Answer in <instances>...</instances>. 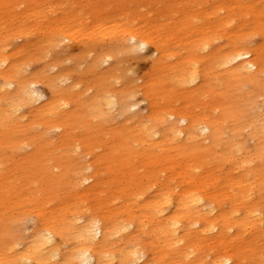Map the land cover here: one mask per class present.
Instances as JSON below:
<instances>
[{"label":"rangeland","instance_id":"obj_1","mask_svg":"<svg viewBox=\"0 0 264 264\" xmlns=\"http://www.w3.org/2000/svg\"><path fill=\"white\" fill-rule=\"evenodd\" d=\"M55 18L53 28L67 18L63 29L72 36L40 34L38 27ZM221 20L206 45L189 43ZM101 22L122 26L98 33L93 26ZM125 27L154 36L155 45L135 47ZM156 44L163 50L156 52ZM236 47L255 52L256 78L220 65ZM0 52L3 76L14 82L0 90V264L30 249L44 226L56 232L47 249L63 253L78 245L79 225L96 220L124 225L101 245L117 255L122 248L144 251L134 264H214L224 252L234 264H264V220L259 232L237 226L226 241L211 233L196 241L192 230L183 232L185 245L194 244L187 261L164 255L162 240L152 236L155 224L142 228L146 218L133 209L143 198L189 185L229 209L222 194L232 189V173L249 178L251 186L237 191L252 192L264 217V0H0ZM182 66L188 73L197 67L199 78L179 81ZM26 88L35 98H14ZM111 99L117 103L108 108ZM118 99L127 101L126 110ZM8 107H17L14 116L2 112ZM185 113L190 122L208 117L220 133L179 143L173 130L185 125L178 118ZM143 124L150 140L126 138L128 127ZM246 210L242 204L240 212ZM189 219L183 216V224Z\"/></svg>","mask_w":264,"mask_h":264},{"label":"bare ground","instance_id":"obj_2","mask_svg":"<svg viewBox=\"0 0 264 264\" xmlns=\"http://www.w3.org/2000/svg\"><path fill=\"white\" fill-rule=\"evenodd\" d=\"M250 8H255L253 5ZM56 18L41 24L38 27L40 34L43 37L48 36L50 33L57 31L64 34V37H70L73 33L64 31L67 18H63L61 22L56 24L53 28V24ZM226 20L219 21L216 25H208L200 28L196 32V37L189 41L192 44H200L205 42L209 38L208 32L215 34V31L220 26L224 25ZM108 22H101L98 25L94 24V28L98 29L99 32L110 30V32L120 31L122 23L116 22L111 23L108 26ZM92 27V28H93ZM146 27V26H145ZM24 26L21 25V30ZM23 31V30H22ZM124 33H127L129 38L135 42L134 46L146 47L147 45H155V37L148 34H142L133 28L125 27L122 29ZM228 33V32H227ZM234 34V32H232ZM161 34V33H160ZM159 34V36H160ZM207 42L204 43L206 45ZM154 47L156 52H160L163 49H159L158 45ZM2 54L0 52V66L2 61ZM222 66H227L224 70L233 76H243L244 78H255L261 72L259 63L255 59V52L252 49L236 47L226 54L225 59L221 62ZM186 66H182L181 71L177 73L178 79L184 82L190 78V81H195L199 78L197 67L193 68L192 72L188 73ZM4 71L0 69V90L2 88L11 89L14 86V82L5 79L3 76ZM188 74V75H187ZM24 92L14 98H18L21 95L27 96L26 99H33L35 95L31 89H23ZM39 97V96H38ZM119 100V99H118ZM26 102L24 99L22 100ZM51 103V102H50ZM117 103L116 99L107 100L106 104L108 108L115 106ZM119 104L122 109L126 110L128 103L125 100H119ZM1 105V103H0ZM98 108V106H96ZM3 113H10V116H14V112L17 107H8L2 109ZM97 111V109H96ZM153 115L157 116L159 112L152 110ZM150 116L153 117V115ZM169 117H176L174 113H170ZM188 115L185 113L183 116H179L180 124L185 123L184 126L177 127L173 130L175 139L180 143L184 139L197 140L202 138L203 141H208L212 136L217 135L220 131L208 121V117H203L200 121H188ZM153 133L149 130L147 124L136 127H128L126 129V138L128 140H135L137 137L143 141L150 140ZM168 138H164L163 142L168 141ZM204 144V143H203ZM241 167V165H239ZM91 166H88L90 169ZM186 171V170H184ZM93 174L84 176L83 182L89 181L93 178ZM213 179L214 176H210ZM229 184L232 188L231 191L224 192L223 198L230 200V208L220 210L208 202L201 190L193 185H189L187 188L181 191L166 190L165 193H156L151 198H143L138 205H134L133 209L137 208L142 211L141 217L146 218L145 222H153L155 226L152 229V236L156 237L159 241L162 240L160 246L163 254H175L177 258L186 259L194 253V244L185 245L183 232L191 230L195 233L193 240L200 241L204 236L211 233L212 239L215 241H226L225 237L231 235V231L235 230L237 226L244 230H252L255 233L260 231L261 225L263 224L264 217L261 214L257 206L254 207L252 192H246L243 189L246 185L251 186L249 178L234 176L229 173ZM247 187V188H249ZM177 195V200L175 196ZM249 203V204H248ZM242 204H246L247 210L245 214L240 212ZM132 202L126 203L124 210H131ZM66 208L65 210H68ZM166 209H171L170 213H165ZM196 213V218L191 217ZM189 217L188 225L183 224L182 217ZM142 224V228L145 224ZM124 228V225L112 224L107 227L101 220H96L90 223L80 224L75 233V241L77 246L69 247L63 253L60 252V248L55 245L47 247L54 242L56 232L49 226H44L35 234V239L32 247L27 250H21L14 256L11 264H31L34 260L37 264H46L49 260L55 259L58 264H134L140 263L145 257L146 253L137 248L121 249L119 255H117L109 248L105 247V244L101 245V242H107L111 236L119 233ZM182 233V234H181ZM109 242V241H108ZM189 246V247H188ZM189 249H186V248ZM15 249H18L15 247ZM170 251V252H169ZM184 263L187 264L184 260ZM149 264V263H145ZM214 264H234L233 255L229 252L222 253L219 257L214 259Z\"/></svg>","mask_w":264,"mask_h":264}]
</instances>
